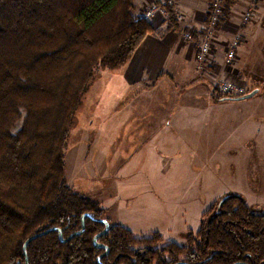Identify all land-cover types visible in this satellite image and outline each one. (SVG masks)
Here are the masks:
<instances>
[{
	"label": "trees",
	"instance_id": "obj_1",
	"mask_svg": "<svg viewBox=\"0 0 264 264\" xmlns=\"http://www.w3.org/2000/svg\"><path fill=\"white\" fill-rule=\"evenodd\" d=\"M235 2L225 0L217 29ZM136 7V0H0V264H264V212L237 192L216 200L184 244L159 232L136 236L117 222L99 238L102 247L94 244L105 228L97 219L108 218L69 185L68 140L95 70L123 67L154 31ZM165 11L172 25L175 9ZM211 96L238 97L215 87ZM86 213L94 218L69 238ZM56 227L65 240L51 230L24 254L29 237Z\"/></svg>",
	"mask_w": 264,
	"mask_h": 264
},
{
	"label": "crops",
	"instance_id": "obj_2",
	"mask_svg": "<svg viewBox=\"0 0 264 264\" xmlns=\"http://www.w3.org/2000/svg\"><path fill=\"white\" fill-rule=\"evenodd\" d=\"M144 1L136 0V11L139 14L145 11L144 6L141 7ZM161 3L162 0H151V5ZM211 3L212 0H179L175 8L176 20L171 22L172 25L169 24L167 16H158L156 20L151 19L154 31L147 36L134 56L119 68L123 71L118 79L121 83L120 87L126 86L132 89L141 87L145 94L148 93V87L151 85H154L153 89H155L159 83L168 81L175 86L177 80L186 82L188 79L196 83H187V87L184 85L182 89L178 88L179 94L182 93L183 96L193 93L194 89L201 90L198 95H187L189 97L185 101L179 102L178 98L171 109H165L169 115L165 116L167 122L163 123L164 125L152 129L149 133L144 132L143 129H137L136 143H143L136 145L133 154L124 159L119 157L124 147L122 143L118 145L114 155L107 154L109 161L106 165L108 168H115V171L114 175L110 176L112 182L109 184L108 192L98 189L97 198L107 208L108 215L115 222L121 223L136 233H150L158 230L165 239L175 241L176 237L181 239L175 233V230L179 228V209L183 210L187 197L196 200L202 188L208 189V179L203 182L201 178L202 165L211 166L213 154L212 150H207V147H213V141L216 140L212 138V130L198 127L197 123L189 126V122L192 121L193 124L199 112L202 115L207 114L213 106L246 101L229 100L217 104L209 91L211 84L197 71L195 48L198 49L206 33L211 15ZM248 9L252 11V16L249 20H245L242 13L243 10ZM186 32L192 33L193 39L185 38ZM263 35L264 0H236L229 15L210 40L212 52L218 51L217 55H221L225 42L241 39L236 47L238 59L236 66L239 73L241 70L238 64L242 61L241 57L257 48V41ZM242 46L244 47L241 49ZM222 62L223 58L214 56L212 70L228 67ZM187 68L192 72L187 73ZM185 76L189 78L185 79ZM178 91L176 88L177 94ZM145 102L151 103L143 97L140 98L139 104L143 106L139 109L141 116L146 114L149 118L151 114L147 113ZM152 103V109L158 113L161 112L159 106L165 107L158 97H154ZM131 104L130 101L125 107L130 109ZM121 109L124 110V107ZM131 112V109L126 111L133 117ZM151 117L154 118V116ZM144 120L146 121V117L142 118V121ZM209 120L211 123L215 121L213 117ZM108 150H110L109 147ZM196 158L202 164H196ZM122 160L124 161L120 162ZM190 167H194V171L192 170L189 177L187 173ZM187 178H190V181L184 182ZM124 181H131L132 184L123 186ZM181 184L188 189L181 188ZM163 204L166 205V209L163 208ZM197 205H200V202ZM194 209L192 208V212L195 211ZM197 211H201L200 206Z\"/></svg>",
	"mask_w": 264,
	"mask_h": 264
},
{
	"label": "rangeland",
	"instance_id": "obj_3",
	"mask_svg": "<svg viewBox=\"0 0 264 264\" xmlns=\"http://www.w3.org/2000/svg\"><path fill=\"white\" fill-rule=\"evenodd\" d=\"M143 6L145 11L137 14L144 16L145 12L154 4L151 5V0H145L141 4V7ZM156 17L152 19H158L157 15ZM149 20L151 21L150 18ZM151 23L154 27L153 22ZM205 37L206 35L204 34L202 39ZM185 38H187L186 35ZM238 41L240 42L241 39H238ZM233 42H225V46H222L223 52H220L221 55H217L218 51H214L215 53L212 52V55L208 56L207 69L205 67L200 68V62L196 58L197 71L212 85L208 84L210 86V94L214 91V87L218 88L220 93H223L222 89L224 86L231 82L236 84L238 88L243 86L245 88L244 93L255 89L259 91L243 103L213 106L207 111V114L203 115L199 112L198 118L193 120V124L192 121L189 122V126L197 123L196 126L198 127L212 130V138L216 140L213 141V147H207V150H212L213 154L211 166L202 165L201 178L203 182L208 179V189L202 188V192L197 195L198 198L196 200L187 197L185 199V207H183V210L179 209L180 222L179 228L175 230V233L181 239L178 237H176V241L165 239L158 230L142 234L133 231L136 236L151 235L153 232H159L165 241L171 240L178 244H184L189 230L198 231L203 213L216 200L228 192L242 194L250 207L264 212V35L257 41V48L246 54V56L241 57L242 61L238 64L241 70L239 73L236 66L237 57L235 61L233 60L234 62H227V54ZM195 49L198 53V49ZM242 54L244 53L242 52ZM214 56L223 58L222 64L228 67H224V69L218 67L212 70ZM186 72L192 71L187 68ZM122 73L123 71H120L119 68L100 67L95 70L89 89L84 94L82 104L75 116L68 140L66 172L69 185L75 191L94 198L100 204L101 202L97 198L98 189H103L105 193L108 192L109 184L112 182L110 176H113L115 171V168H108L106 165L109 161L107 154L114 155L118 145L122 143L124 144L122 155L118 156L122 157V159L130 156L134 153L136 145L143 143H136L137 129H143L144 132L149 133L152 129L164 125L163 123L167 122L165 116L168 114L165 109H171L172 104L178 98L180 99L179 102H182L189 97L187 95H198L201 92L197 88L194 89L193 93L183 96L182 93L179 94L178 88L182 89L184 85L187 87V83H196V81L188 79L186 82L177 80V85L175 86L168 81L159 83L155 89H153L154 85H151L148 87V93L145 94L142 92L141 87H133V89L126 86L120 87L121 83L118 79H120ZM184 78L189 77L185 76ZM243 78L248 80V82L245 79L243 80ZM203 84L207 86L206 83ZM176 88L178 94L176 93ZM232 89L235 88L232 87ZM228 93L230 92L223 94ZM237 95L240 96V94ZM142 97L151 102H145L144 106L147 108V113H150L154 118L151 116L147 118L146 114L141 116L139 107L143 105L139 104V100ZM154 97L160 98L163 105H165V107L159 106V109H161L159 113L152 109ZM130 101L132 103L130 109L134 115L133 117L126 113L130 109L126 108L127 106L125 107V105ZM217 104H220V102ZM121 107H124V110ZM143 117H146V121H142ZM210 117L215 119L213 123L210 122ZM21 123L22 120L18 121L13 130L19 129ZM136 124L141 125L137 126ZM108 147L110 150H108ZM215 147L216 151H214ZM203 149L204 147H202ZM195 162L196 164H202L197 158ZM195 169L197 170L198 168ZM192 170L194 171V167H190L187 173L189 177L192 174ZM188 181H190V178L184 180V182ZM131 184V181L123 182V186ZM180 187L188 189L183 184ZM198 202H200V205H197ZM101 206L106 210L105 217L108 218V221L110 220V226L116 223L108 215L107 208L102 204ZM162 206L166 209V205L163 204ZM199 206L201 211L198 212ZM192 208H195V213L192 212Z\"/></svg>",
	"mask_w": 264,
	"mask_h": 264
},
{
	"label": "built area",
	"instance_id": "obj_4",
	"mask_svg": "<svg viewBox=\"0 0 264 264\" xmlns=\"http://www.w3.org/2000/svg\"><path fill=\"white\" fill-rule=\"evenodd\" d=\"M179 0H162V3L160 5H154L151 8H149L144 16L146 18H155L157 16H167L168 13L165 11V5H170L173 8H176L178 6ZM226 7H225V0H212L211 8H210V20L207 25L206 29V37L200 41L199 47H198V53H197V61L200 62V68L205 67L206 63L209 61L208 56L212 55V45L210 42V39L213 37L214 33L217 30V24L221 21L222 17L225 15ZM245 20H249L252 16L251 10H246L242 13ZM182 18V16H180ZM186 37L188 39H193L192 33L186 32ZM238 45V41H234L232 46L229 48V52L227 54V62L235 61L237 57L236 47ZM233 61V62H234ZM207 69V68H206ZM234 87L235 89H232ZM223 93L230 92L228 94H243L245 91V88L243 86L239 87L234 83H228L224 86L222 89Z\"/></svg>",
	"mask_w": 264,
	"mask_h": 264
},
{
	"label": "water",
	"instance_id": "obj_5",
	"mask_svg": "<svg viewBox=\"0 0 264 264\" xmlns=\"http://www.w3.org/2000/svg\"><path fill=\"white\" fill-rule=\"evenodd\" d=\"M258 91H259L258 89L252 90V91H250V92H248V93H246V94H243V95H240V96H238V97L233 98V100H246V99H250V98H252L254 95H256V94L258 93ZM86 217L94 218V217H93L92 215H90L89 213L84 214L83 217H82V223H83V228H82V230L77 231L76 233L72 234L69 238H72V237H73L74 235H76V234H81V233L84 231V229H85V218H86ZM97 220L100 221V222H103V223L105 224V228H104V230H102L99 234H97V235L94 237V244H95V246H97V247H102L103 244L99 243V238H100L102 235H104L105 233L108 232V230L110 229V222H109L108 220H106V219H97ZM51 230H57V231L59 232V234H60V238H61L62 240H65V239L63 238V232H62V230H61L60 228H57V227H56V228H51V229H49V230H46V231L41 232V233L34 234L33 236L29 237V238L25 241V243H24V245H23L24 254L27 256V247H28V244H29L32 240L36 239L37 237L41 236L42 234L48 233V232L51 231ZM107 251H108V250H107ZM103 255H104V254H103ZM103 255H102V256H103ZM102 256H101V257H102ZM101 257H99V259H101ZM27 264H29V263H28V259H27Z\"/></svg>",
	"mask_w": 264,
	"mask_h": 264
},
{
	"label": "flooded vegetation",
	"instance_id": "obj_6",
	"mask_svg": "<svg viewBox=\"0 0 264 264\" xmlns=\"http://www.w3.org/2000/svg\"><path fill=\"white\" fill-rule=\"evenodd\" d=\"M104 230V229H103ZM109 231V230H108Z\"/></svg>",
	"mask_w": 264,
	"mask_h": 264
}]
</instances>
